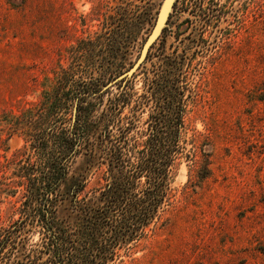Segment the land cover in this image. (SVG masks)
Returning a JSON list of instances; mask_svg holds the SVG:
<instances>
[{
	"label": "rangeland",
	"instance_id": "1",
	"mask_svg": "<svg viewBox=\"0 0 264 264\" xmlns=\"http://www.w3.org/2000/svg\"><path fill=\"white\" fill-rule=\"evenodd\" d=\"M161 2L0 0V238L23 207L17 162L27 138L18 120L37 110L61 67L122 61L102 88L116 92V81L138 73L119 78L137 61ZM140 16L143 28L131 26L125 39ZM183 51L192 157L180 156L156 223L112 264H264V0H175L142 63L160 67ZM142 85L138 74L133 89ZM39 229L27 233V246L41 244Z\"/></svg>",
	"mask_w": 264,
	"mask_h": 264
},
{
	"label": "trees",
	"instance_id": "2",
	"mask_svg": "<svg viewBox=\"0 0 264 264\" xmlns=\"http://www.w3.org/2000/svg\"><path fill=\"white\" fill-rule=\"evenodd\" d=\"M146 20L129 22L125 39ZM185 53L166 55L160 67L143 62L115 82L116 92L102 88L122 72V61L61 67L37 110L18 120L27 138L17 162L23 207L15 227L1 233L0 264H112L156 223L180 156L192 157L183 139ZM138 74L141 92L133 89ZM34 226L41 244L29 247Z\"/></svg>",
	"mask_w": 264,
	"mask_h": 264
},
{
	"label": "water",
	"instance_id": "3",
	"mask_svg": "<svg viewBox=\"0 0 264 264\" xmlns=\"http://www.w3.org/2000/svg\"><path fill=\"white\" fill-rule=\"evenodd\" d=\"M174 1L175 0H162L161 4L159 6V9L157 11V15H156L155 21L153 23V26H152L148 36L146 37V39L142 45L141 52H140V55H139L137 61L126 72L121 74L119 76V78L127 77V76L133 74L137 70V68L140 66V64L144 60L149 48L156 41L158 36L161 34V31H162L163 27L165 26L167 17L169 15V12L172 9V5H173Z\"/></svg>",
	"mask_w": 264,
	"mask_h": 264
}]
</instances>
